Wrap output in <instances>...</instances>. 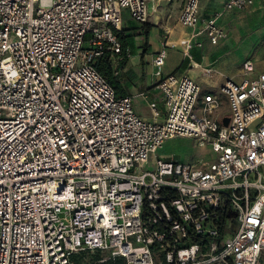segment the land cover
I'll return each instance as SVG.
<instances>
[{"label": "built area", "instance_id": "1", "mask_svg": "<svg viewBox=\"0 0 264 264\" xmlns=\"http://www.w3.org/2000/svg\"><path fill=\"white\" fill-rule=\"evenodd\" d=\"M254 1L202 18L200 0H186L178 23L192 30L170 41L166 28L153 64L170 45L192 60L202 37L218 44L219 16ZM148 2L0 0V264H96L90 254L105 252L126 264H264V72L251 77L248 59L241 80L209 91L188 73L161 76L164 110L142 92L144 118L94 62L105 55L122 74L123 10L147 23ZM175 137L210 158L157 155Z\"/></svg>", "mask_w": 264, "mask_h": 264}, {"label": "crops", "instance_id": "2", "mask_svg": "<svg viewBox=\"0 0 264 264\" xmlns=\"http://www.w3.org/2000/svg\"><path fill=\"white\" fill-rule=\"evenodd\" d=\"M167 1L169 0H160L159 5L155 7V10L153 7L156 5V1L149 0L148 2L150 17L147 23L152 25V29L147 37V44L145 43V36L142 40V34H140L141 28L147 23H141L131 18L129 10L127 9L123 10V12L129 14L130 22L125 24L122 21L121 28V30H127L126 34L129 35L127 40L131 52L129 60L123 68L121 75L125 76V74H131L135 77L133 82L131 78L129 81H124L130 91V95H133L135 98L140 96L142 92L149 91L151 95L150 99L157 100L163 110L164 104L162 102V94L156 86L161 76L168 74L172 75V73H188L198 84H200L204 91L215 90L221 86L228 77L235 80H241L244 77V74L240 76L241 74L238 73L239 70L234 72L232 71V67L229 69L230 66H232L231 64L238 66L239 62H237V58L239 59L243 53L242 49L239 47L241 40H245V42L251 40L255 43L261 38L264 39V0H255L253 4L245 9L226 10L221 16H219L217 22L225 29V26L230 24L233 27V30L230 32L226 29L228 36L218 44H212L208 38L202 37L203 47H194L192 49V60L185 58L182 50L183 47L180 45L168 46V54L164 65L167 64L168 57L171 58L170 61L172 64H170L164 73L157 75L159 68L153 64V58L163 47V42L166 40L167 36L166 28L171 30L170 34H168L170 41H177L181 36H184L185 31L190 32L192 30L191 28L184 27L177 22L179 16L177 17L175 24L170 21L172 18L171 15L169 17L170 20L166 21V16H169V13L164 12L165 9H163L162 3ZM225 2L226 0H200V16L202 18L213 17L216 12L222 10ZM170 3L172 2H167V5ZM251 18H256L260 25L258 29L253 32L248 30ZM135 29H137L136 31L140 30V33L133 34ZM136 42H139V46L134 50L132 48V43L135 44ZM244 48L246 49V47ZM261 55L263 54L259 52L253 56L252 60L255 63V70L251 75L253 78L259 73L264 72V68L261 69L257 65V63L264 61V58H262ZM136 66H138V69H135ZM150 69L151 72H149ZM131 86L134 88L136 86L135 90L132 91ZM140 86H144L145 89L138 90V87ZM143 100L146 101L144 98ZM135 109L144 118L152 119V114L149 116L143 115L139 109L137 110L136 107Z\"/></svg>", "mask_w": 264, "mask_h": 264}, {"label": "rangeland", "instance_id": "3", "mask_svg": "<svg viewBox=\"0 0 264 264\" xmlns=\"http://www.w3.org/2000/svg\"><path fill=\"white\" fill-rule=\"evenodd\" d=\"M185 1L186 0H170V1H167V2H172L169 5H167V2L162 3L163 9H165L164 12L169 13V16H166V21L170 20L169 17L171 15L172 18L170 21H171V23L175 24L177 17L180 15V13H181L184 5H185ZM123 18H124L123 22L125 24H128L130 22V19H129L130 16L127 12L124 13ZM259 26L260 25L257 22V19L251 18L248 30L250 32L256 31ZM225 27L230 32L233 30V27L230 24H228ZM136 30L137 29H135L133 31V34L140 33V30L139 31H136ZM143 31H144V27L141 28V32H143ZM141 38H142V40L144 39L143 34L141 35ZM132 46H133L132 48L134 50H135V48L137 49V47L139 46V42H136L135 44L132 43ZM239 47H240V49H242L243 53L239 57V59L237 58V60H238L237 62H239L238 66L231 64L232 66H230L229 69H231V67H232L233 68L232 71H234V72L239 70L238 73H240L241 74L240 76H242L243 75V66H244V62L246 60L253 59V56L259 52L264 55V39L261 38L260 40L256 41L255 43H253V41H251V40H247L246 42H245V40H241ZM244 47H246V49ZM134 53H135V51H134ZM263 55H261L262 58H264ZM170 60H171V58L168 57L167 58V64L159 68L160 73H164V71L170 66V64H172ZM257 65L259 66V68L263 69L264 68V61L257 63ZM135 69H138V66H136ZM149 72H151V69L149 70ZM130 78L133 82L135 77L131 74L130 75L125 74V76H123L122 79L126 82V81H129ZM135 88H136V86H135ZM135 88L133 86H131L132 91L135 90ZM143 89H145L144 86L138 87V90H143ZM134 104H135V107L137 108V110L139 109L143 115H147V116L151 115V111H150V107H149L148 102L144 101L141 96H137L134 98ZM157 155L164 157V158L172 157L173 159H176L179 161H186V162H197L200 159L202 160V158L203 159H209L211 156L210 150L208 148H203L201 146L195 145L193 142V139L187 138V137H175V138L166 139L164 142V146L158 150ZM151 161L152 162H149L146 165V168H148V169H154L155 168V158H153ZM95 256H98L100 259H104V261H105L109 257V253L105 252V253H92V254H90V257L93 261H95V259H94ZM101 262H103V261H101Z\"/></svg>", "mask_w": 264, "mask_h": 264}, {"label": "trees", "instance_id": "4", "mask_svg": "<svg viewBox=\"0 0 264 264\" xmlns=\"http://www.w3.org/2000/svg\"><path fill=\"white\" fill-rule=\"evenodd\" d=\"M144 26V31L141 32L140 34H143L145 36L146 39V44H147V37L152 29V25L147 23ZM126 29L120 30L118 31V35L122 41L123 44V48L124 50H126L127 48H129L128 45V37L129 35L126 34ZM129 60V56H127V54H124V59L122 60L123 62H121L122 67L124 68L125 65L127 64ZM94 65L96 66L97 70L104 76L106 77V79L111 83V85L114 87V89L116 90V93L118 94V96H126V95H130V91L128 89V87L126 86L123 78V75H118L115 76L111 63L108 59L107 56L105 55H101L99 56L95 62ZM75 259V264H84L81 260H79V258H76L75 256L72 257ZM95 261L96 264H126L125 258L118 256V257H110L109 259L100 262V258L98 256H95Z\"/></svg>", "mask_w": 264, "mask_h": 264}, {"label": "water", "instance_id": "5", "mask_svg": "<svg viewBox=\"0 0 264 264\" xmlns=\"http://www.w3.org/2000/svg\"><path fill=\"white\" fill-rule=\"evenodd\" d=\"M228 123H229V119L226 118V119L224 120V124H225V125H228Z\"/></svg>", "mask_w": 264, "mask_h": 264}]
</instances>
